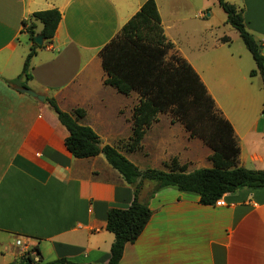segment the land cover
Returning a JSON list of instances; mask_svg holds the SVG:
<instances>
[{
    "label": "crops",
    "instance_id": "crops-1",
    "mask_svg": "<svg viewBox=\"0 0 264 264\" xmlns=\"http://www.w3.org/2000/svg\"><path fill=\"white\" fill-rule=\"evenodd\" d=\"M145 1L0 0V264L22 257L18 239L34 261L105 264L114 240L106 230L107 213L133 200L132 187L103 154L77 159L66 151L68 132L45 100L7 83L21 74L31 45L25 29L34 12L56 9L61 18L51 43L31 58L26 88L54 99L61 111L91 128L101 146L116 147L140 170H165L163 163L174 157L188 172L212 167L211 150L179 122L170 117V128H154L160 114L141 148L127 150L139 97L110 84L102 49ZM154 1L173 44L169 54L191 65L230 123L237 167L264 170V81L250 76L256 67L247 53L223 49L234 36L206 23L204 11L214 0ZM224 1L242 11L245 29L264 55V0ZM209 36L211 44L205 42ZM151 188L145 182L139 198ZM222 199L223 206H204L196 195L159 190L147 201V224L125 245L118 264H264V188H241Z\"/></svg>",
    "mask_w": 264,
    "mask_h": 264
},
{
    "label": "trees",
    "instance_id": "trees-1",
    "mask_svg": "<svg viewBox=\"0 0 264 264\" xmlns=\"http://www.w3.org/2000/svg\"><path fill=\"white\" fill-rule=\"evenodd\" d=\"M217 3L225 13L226 24L238 33L252 56L256 68L250 72V76L259 74L264 81L261 45L245 29L242 11L224 0H217ZM60 18L56 9L34 12L30 16L25 29L31 44L29 52L19 77L7 83L26 86L25 82L32 78L30 60L36 49L51 43ZM37 25L41 26L39 33L36 32ZM38 34L42 35V46L34 42ZM172 49L173 44L167 41L163 33L154 0H146L115 38L102 49L104 68L111 77L110 84L122 94L135 92L139 97L133 109L132 134L127 150H139L146 130L157 121L158 115L169 113L171 123L179 122L189 132L190 138L201 140L211 150L208 157L211 168L188 172L187 165H180L174 157L163 163L165 170H140L116 147L101 146L93 130L78 124L68 113L61 111L54 99H45L68 132L66 151L77 159L103 154L110 167L133 189V200L128 208L110 209L107 213L106 230L113 234L114 240L105 264H118L125 245L134 242L143 231L151 216L147 201L161 189L170 187L193 194L198 197L199 204L213 206L223 195L238 189L264 188V170L237 167L239 149L230 123L217 110L214 100L191 65L176 54H169ZM145 182L150 183L152 188L145 199H140L139 194ZM9 264L74 263L65 259L47 263L34 261L28 251L18 261Z\"/></svg>",
    "mask_w": 264,
    "mask_h": 264
},
{
    "label": "rangeland",
    "instance_id": "rangeland-1",
    "mask_svg": "<svg viewBox=\"0 0 264 264\" xmlns=\"http://www.w3.org/2000/svg\"><path fill=\"white\" fill-rule=\"evenodd\" d=\"M210 13H211V15H210ZM204 15H205V19H207V18L210 19L206 23H210L215 27L216 26L220 27V32L225 31L226 32L225 35H227V36H231V35L234 36L233 37L234 41L232 43H229L226 46H223V49L231 51V52L235 51V54H238L239 50L241 49L244 53H247L246 56L250 59V63L255 65L251 54L245 48V46H244L242 40L240 39L238 33L230 25L226 24L225 13L218 6L217 0H214L213 2H211L209 4L208 9L206 11H204ZM208 15H210V16H208ZM205 26H206V24H205ZM212 38H213V36L205 37V42H207L208 44H211ZM212 51H215V49H212ZM210 53H211V51H210ZM210 53H209V55H205V57L210 59ZM160 117L161 118H160L159 123L154 125V128L161 129V130L170 128V126H168V120H167L170 118V114L169 113L160 114ZM171 128H175V127H171ZM167 139L171 140V138H169V136H167Z\"/></svg>",
    "mask_w": 264,
    "mask_h": 264
},
{
    "label": "water",
    "instance_id": "water-1",
    "mask_svg": "<svg viewBox=\"0 0 264 264\" xmlns=\"http://www.w3.org/2000/svg\"><path fill=\"white\" fill-rule=\"evenodd\" d=\"M34 42L38 45V46H42L43 45V38L41 34H38L34 37ZM260 50L262 49L261 46H259ZM16 90L25 93L27 95H29L30 97L36 99L39 102H43L45 100V96L38 94L36 92H34L33 90L26 88V87H18V86H13Z\"/></svg>",
    "mask_w": 264,
    "mask_h": 264
},
{
    "label": "built area",
    "instance_id": "built-area-1",
    "mask_svg": "<svg viewBox=\"0 0 264 264\" xmlns=\"http://www.w3.org/2000/svg\"><path fill=\"white\" fill-rule=\"evenodd\" d=\"M224 205V201H223V199L222 198H220L219 200H217L216 202H215V206H223ZM15 244H16V246L17 247H22L23 249V251H22V254H21V256H23V255H25V253H27L28 251L25 249V245L21 242V240H16V242H15Z\"/></svg>",
    "mask_w": 264,
    "mask_h": 264
}]
</instances>
